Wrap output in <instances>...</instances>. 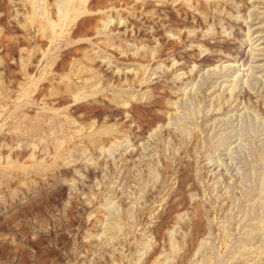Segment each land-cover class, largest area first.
<instances>
[{
  "label": "rangeland",
  "instance_id": "obj_1",
  "mask_svg": "<svg viewBox=\"0 0 264 264\" xmlns=\"http://www.w3.org/2000/svg\"><path fill=\"white\" fill-rule=\"evenodd\" d=\"M250 28L264 0H0V264H264Z\"/></svg>",
  "mask_w": 264,
  "mask_h": 264
},
{
  "label": "bare ground",
  "instance_id": "obj_2",
  "mask_svg": "<svg viewBox=\"0 0 264 264\" xmlns=\"http://www.w3.org/2000/svg\"><path fill=\"white\" fill-rule=\"evenodd\" d=\"M254 34H256L255 36H253ZM249 35L250 36H252L251 37V41H250V43L252 42V48L255 50V51H257V53H255V54H257V56H259V57H262L261 59H259V60H262V59H264L263 57H264V46H261V43H260V39L262 38V37H260V32H258L257 31V29L256 28H250V30H249V32H248V37H249ZM255 44V45H254ZM253 55V54H252ZM221 66V65H220ZM231 66V65H230ZM230 66H228V65H225V66H222V67H220V68H224V67H230ZM217 67V66H216ZM219 68V67H218ZM252 68H253V66H252ZM254 68H256V71H257V68L259 69V70H261L260 72H262V71H264V64H262V65H255L254 66ZM253 68V69H254ZM214 69V68H213ZM214 70H216V69H214ZM220 70V69H219ZM221 70H223V69H221ZM229 70V69H228ZM231 70H232V68H231ZM231 72V71H230ZM248 75H249V73H247ZM247 74H246V76H247ZM238 75V74H237ZM236 75V77H235V79L234 80H237L236 78H238V77H240V75L242 76V75H244L243 73L242 74H240L239 76H237ZM231 76V75H230ZM262 76V75H261ZM259 77V76H258ZM258 77H257V79H258ZM256 78V77H255ZM257 81H261V80H257ZM223 82H230V81H228L227 79H224L223 80ZM235 81H232L231 83L232 84H229V83H226V84H223V85H221L222 87H220V88H222V89H228V88H231V87H233V83H234ZM262 83H264V82H262Z\"/></svg>",
  "mask_w": 264,
  "mask_h": 264
}]
</instances>
